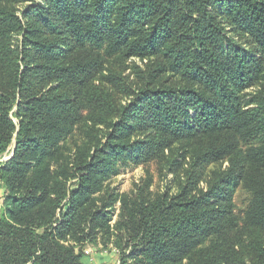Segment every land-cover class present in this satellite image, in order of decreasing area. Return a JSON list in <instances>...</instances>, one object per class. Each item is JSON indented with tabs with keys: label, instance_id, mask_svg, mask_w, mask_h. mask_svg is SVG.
Segmentation results:
<instances>
[{
	"label": "trees",
	"instance_id": "16d2710c",
	"mask_svg": "<svg viewBox=\"0 0 264 264\" xmlns=\"http://www.w3.org/2000/svg\"><path fill=\"white\" fill-rule=\"evenodd\" d=\"M32 1L0 0V155L16 141L0 166V264H83L69 238L111 231V205L94 199L99 178L115 173L118 159L183 141L199 172L175 195L151 200L141 191L127 205L121 264H264V0ZM19 5L28 7L21 18ZM114 57L160 63L139 88L122 75L110 81L117 93L90 84ZM164 72L187 85L163 86ZM84 104L93 121L87 141L53 171L48 161ZM224 159L228 174L205 177L202 164ZM186 163L180 152L171 172ZM239 185L253 191L255 233L198 248L236 228Z\"/></svg>",
	"mask_w": 264,
	"mask_h": 264
},
{
	"label": "rangeland",
	"instance_id": "374dc122",
	"mask_svg": "<svg viewBox=\"0 0 264 264\" xmlns=\"http://www.w3.org/2000/svg\"><path fill=\"white\" fill-rule=\"evenodd\" d=\"M44 3L43 0H33L30 5L37 6ZM27 5L17 6V15L21 18L22 11H25ZM24 9V10H23ZM55 27V26H54ZM230 35L240 41L244 47L249 46L246 39L240 38L232 31ZM104 69L93 74L90 84L98 82L115 90L110 83L114 76L122 75L125 82H134L136 88L143 82L150 71L158 66L160 59L153 57L141 60L132 58L130 60L120 57L110 58ZM159 83H163L165 87L185 86L186 81L180 75L172 72H164L160 75ZM143 85V83H142ZM141 85V86H142ZM140 86V87H141ZM252 91V90H251ZM255 91V90H254ZM117 93V92H116ZM120 103L125 104L130 101L129 97L117 94ZM91 107L84 104L82 110L74 118L71 123V131L69 135L60 143V153L58 159L49 160L48 165L52 170H57L68 164L72 153L79 147H83L87 141V134L93 121L91 116ZM16 112V109L13 113ZM12 119L17 122V118L12 114ZM16 149V141L0 155V166L2 163L10 160ZM180 152L186 154L187 163L179 167L177 173L171 172V162L177 159ZM195 150L193 145L187 142L176 144L171 151L164 150L160 153H151L143 159L137 157L118 159L116 162V172L108 174L100 179V192L95 196L96 205L100 206L107 201L111 205V222L110 233L104 231L97 232L87 242L77 241V237L69 238L67 245L76 249V253H81L83 264H121V257L124 251L120 246H124V237L128 234V230L124 227V213L126 207L131 210L135 203L136 196L144 191L151 200L158 198L168 191L170 195H175L188 182L191 171L199 172V167L192 168V160L194 159ZM230 159H224L221 162L202 164L201 168L205 170V177L213 174L226 175L230 172ZM32 172V170H30ZM262 179V178H261ZM76 184V183H75ZM234 193V217L236 228L233 229L228 236L221 238L210 237L206 239L200 247H209L215 241L222 240L224 242L241 241L243 238L249 237L255 233V229L249 227L247 223V211L253 200V191L244 188L243 185L237 186ZM261 193H264V182L261 187ZM7 189L0 178V216L5 212V200ZM128 205V206H127ZM264 231V230H263ZM261 231V234L263 233ZM258 233V231H257ZM259 235V234H257ZM264 236V233L262 234ZM224 237H229L224 239ZM219 242V241H218ZM231 242V243H232ZM184 264H188L185 262Z\"/></svg>",
	"mask_w": 264,
	"mask_h": 264
}]
</instances>
